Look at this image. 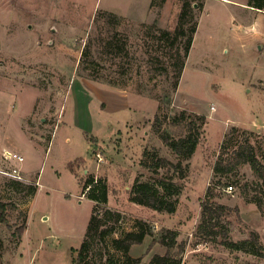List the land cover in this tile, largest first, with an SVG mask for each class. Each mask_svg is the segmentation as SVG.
Instances as JSON below:
<instances>
[{"label": "rangeland", "instance_id": "374dc122", "mask_svg": "<svg viewBox=\"0 0 264 264\" xmlns=\"http://www.w3.org/2000/svg\"><path fill=\"white\" fill-rule=\"evenodd\" d=\"M204 1L201 11L194 4L197 31L171 105L160 112L159 101L149 97L145 104L153 115L127 125L124 132L111 133L116 121L103 109L105 104L93 98L87 107L78 93L79 81L88 80L77 74V68L89 34L97 32L96 13L108 10L122 18L118 30L129 37L137 56L132 72L111 76L127 80L126 88L135 93L138 83L149 88L156 83L151 91L156 95L169 83L162 73L151 72L152 67L148 72L143 66V73L137 74L138 63L148 59L143 48L146 30L138 24L156 22L174 30L181 2L167 0L151 8L152 0H0V264H75V251L87 238L93 209L100 218L98 230L87 239L90 256L99 264L110 255L121 257L110 240L133 229L137 219L150 223L156 235L162 228L176 230L178 241L186 243L182 264H264V257L225 247L221 235L215 240L196 236L204 219L206 191L218 182L211 201L229 208L220 216L229 238L239 242L257 231L264 245L261 180L249 164L235 175L213 171L221 143L233 126L257 133L256 149L264 162V9L249 5V0ZM100 51L96 48L95 56L106 73L117 70V58L111 60ZM75 74L80 77L73 84L78 85L73 91L77 114L74 97L67 96ZM151 76L156 78L149 81ZM182 110L206 115V123L188 160L189 174L176 211L158 212L131 202L129 191L136 177L151 179L141 163L145 148H158L177 161L154 131L155 115L173 116ZM161 126L177 137L186 132L184 124H172L170 118ZM8 153H18L24 160L10 159ZM79 157L85 162L76 161ZM71 161L76 174L69 169ZM90 175L104 179L108 188V201L96 210L94 201L83 194L82 182ZM252 195L263 199L262 208ZM107 209L113 214L106 216ZM102 230L107 231L105 236ZM152 241L147 236L134 244L130 255L141 257V264H152L155 253L166 252Z\"/></svg>", "mask_w": 264, "mask_h": 264}, {"label": "trees", "instance_id": "16d2710c", "mask_svg": "<svg viewBox=\"0 0 264 264\" xmlns=\"http://www.w3.org/2000/svg\"><path fill=\"white\" fill-rule=\"evenodd\" d=\"M167 0H152L151 8L161 7ZM181 10L178 15L177 25L174 30L161 27L156 22L152 24L139 23L138 25L146 30V38L143 39L144 54L148 59L144 64L138 63L136 66L137 74L143 73V66L150 72L162 73L166 76V82L169 86L163 87L162 94L153 95L151 91L157 87L154 83L152 88L143 83H138L136 92L144 96L156 98L159 101V111H165L172 103V92L178 87L186 60L191 50L195 33L198 26L196 15V4L198 11L204 7V0H179ZM249 5L259 9H264V0H249ZM94 35L88 36L84 44L79 60L77 74L96 82L107 83L118 88L126 89L127 80L121 77L111 76L116 73L119 76L130 73L134 70V62L137 60L135 52L132 51V45L129 37L118 30L122 23V18L115 12L108 10H99L94 18ZM101 49L100 52L113 58H117L115 63L117 70H111L106 73L104 65L97 60L95 49ZM167 58V59H166ZM149 67V68H148ZM156 77H149V81ZM158 112L155 115L156 124L154 131L159 135L166 146L175 154L177 161H172L166 156L160 154L158 148H145L141 163L151 172V179L141 180L136 177L134 184L129 191V200L136 204L146 206L152 210L168 213L176 211L178 198L182 193L183 181L189 174L188 160L194 155L201 141V129L206 123V115L199 113H189L182 110L179 114L168 116L167 113ZM167 118L171 123L178 125L184 124L185 134L179 137L174 136L168 130L162 129L161 122ZM257 133L254 131L233 126L225 135L220 146V151L213 166L215 175L227 176L235 175L238 169L249 164L261 180L264 187V162L258 155L256 143ZM148 159V161L146 160ZM85 162V159L79 157L76 161ZM151 160V161H150ZM69 169L76 174L74 162H69ZM83 194L94 201V208L98 204L108 201V188L102 178H96L94 175L88 176L83 180ZM260 184V183H259ZM218 182L209 185L205 198L203 200V221L199 224L196 236L201 240H215L217 236H223L221 243L232 250H246L256 256L264 257V245L260 240L257 231H251L249 238L241 241H233L229 238L228 231L220 221V216L229 209L226 205L212 202L217 195L214 192V186ZM252 201L256 202L258 207L262 208L263 199L258 195H252ZM106 216L113 212L107 209ZM121 214L117 212V218ZM99 217L94 212L88 225V235L91 231H96ZM98 230V229H97ZM107 231L102 230L101 234L106 235ZM179 233L171 228H162L156 235L154 228L150 223L143 219H137L133 229L123 231L120 236L112 237L111 246L122 255L117 259L110 255L106 261L101 264H141V257L130 255L129 251L134 244L143 243L147 236L153 238L152 244L159 242L166 248L164 254L155 253L152 257V264H182V255L186 249L185 242L178 241ZM85 238L80 248L76 249L74 256L75 264H99L96 259L90 256V242Z\"/></svg>", "mask_w": 264, "mask_h": 264}, {"label": "crops", "instance_id": "0c3cea01", "mask_svg": "<svg viewBox=\"0 0 264 264\" xmlns=\"http://www.w3.org/2000/svg\"><path fill=\"white\" fill-rule=\"evenodd\" d=\"M76 80H80V77H76L75 74L67 90L68 98L74 97L75 108L77 107V95H73V91L78 85L73 84ZM79 86L80 90L78 89L79 92H77L82 96L85 106L88 107L93 98H98L105 104L103 109L112 116L113 121H116V123L113 122L114 124H112L111 133L114 131L115 133H118V131L124 132V128L127 129V125L143 121L144 117L146 118L153 115L148 112L145 104V100L149 99V97L129 91L127 88H106L89 79H84L82 82L79 81ZM77 112L78 110L76 108L75 113L77 114ZM148 113L150 115H148ZM62 115L64 116V113H62ZM83 129L88 130L85 128Z\"/></svg>", "mask_w": 264, "mask_h": 264}, {"label": "built area", "instance_id": "2783aa9c", "mask_svg": "<svg viewBox=\"0 0 264 264\" xmlns=\"http://www.w3.org/2000/svg\"><path fill=\"white\" fill-rule=\"evenodd\" d=\"M7 157L10 158V159L11 158L12 159H17L20 162H22L24 160V157L22 155L18 154V153H8L7 154ZM97 157L99 158V160H103L104 159V155L101 154V153H98L97 154ZM14 171L17 172L16 169H14ZM229 188L232 189L233 188V185H230Z\"/></svg>", "mask_w": 264, "mask_h": 264}, {"label": "water", "instance_id": "95a60500", "mask_svg": "<svg viewBox=\"0 0 264 264\" xmlns=\"http://www.w3.org/2000/svg\"><path fill=\"white\" fill-rule=\"evenodd\" d=\"M195 6H197V5L195 4Z\"/></svg>", "mask_w": 264, "mask_h": 264}]
</instances>
